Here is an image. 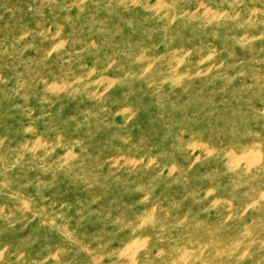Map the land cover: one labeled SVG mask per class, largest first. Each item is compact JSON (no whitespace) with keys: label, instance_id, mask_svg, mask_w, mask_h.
I'll return each instance as SVG.
<instances>
[{"label":"rangeland","instance_id":"obj_1","mask_svg":"<svg viewBox=\"0 0 264 264\" xmlns=\"http://www.w3.org/2000/svg\"><path fill=\"white\" fill-rule=\"evenodd\" d=\"M0 264H264V0H0Z\"/></svg>","mask_w":264,"mask_h":264}]
</instances>
